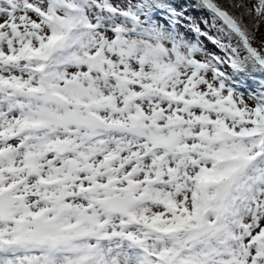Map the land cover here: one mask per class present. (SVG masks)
<instances>
[{
  "label": "snow or ice",
  "instance_id": "obj_1",
  "mask_svg": "<svg viewBox=\"0 0 264 264\" xmlns=\"http://www.w3.org/2000/svg\"><path fill=\"white\" fill-rule=\"evenodd\" d=\"M0 264H264V0H0Z\"/></svg>",
  "mask_w": 264,
  "mask_h": 264
}]
</instances>
